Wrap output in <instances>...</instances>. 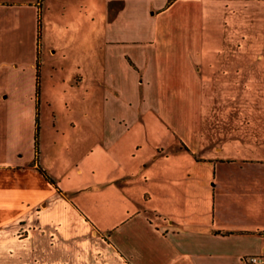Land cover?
Returning a JSON list of instances; mask_svg holds the SVG:
<instances>
[{
	"label": "crops",
	"instance_id": "0c3cea01",
	"mask_svg": "<svg viewBox=\"0 0 264 264\" xmlns=\"http://www.w3.org/2000/svg\"><path fill=\"white\" fill-rule=\"evenodd\" d=\"M225 1L0 0V264L264 256V53ZM129 86L185 91L139 129Z\"/></svg>",
	"mask_w": 264,
	"mask_h": 264
},
{
	"label": "rangeland",
	"instance_id": "374dc122",
	"mask_svg": "<svg viewBox=\"0 0 264 264\" xmlns=\"http://www.w3.org/2000/svg\"><path fill=\"white\" fill-rule=\"evenodd\" d=\"M226 2L229 1H225V4H228ZM229 4L232 6V8L234 7L236 10H238L237 13H233L231 12V6H227L225 5L222 9L224 11V14H237L240 17H247L250 19H256L257 24H255V28H254V38L251 40L250 44H244L245 47H248L251 51H253L254 49H259L261 51H263L264 53V37H263V32H262V27L260 28V26L263 24L264 22V0H234V2H229ZM215 12V11H214ZM217 13L220 14V10H217ZM221 14H223L221 12ZM260 22H262V24H260ZM208 29H212L214 30V25L210 26L208 25ZM100 40L97 38L96 40V49H97V57H98V50L100 49ZM247 51V50H246ZM248 56V55H247ZM250 57V55H249ZM241 58H243V55H241ZM166 59V58H165ZM207 61V60H206ZM260 63L264 64V58L263 60H259ZM97 64V68H96V78H98V76L101 74V69L99 68L98 64V58L96 61ZM167 63H165L164 65H166ZM258 66V63L257 65ZM138 88L136 87H132L129 86L127 88L128 90V102L129 104L127 105V110L129 113L134 112V114L141 113L143 112V114L140 116L141 118H137V116L134 118H131L132 122H134V126L138 127L139 129H146V128H150V127H159V126H163L166 125V121H167V115L166 112L167 110L170 109L171 112H174V107L178 104V101L176 100V103H173V101H171V103H169L168 100V95L173 98L175 97L177 99V95L178 98L183 99V95H184V91L185 88H178V87H153V88H144L142 87L141 89L143 91L148 90L149 94H150V100L147 97V100L145 102H141L140 99H138ZM187 89V88H186ZM188 89H192V93L190 95H195V96H204L203 101L210 97L213 92L211 90L210 87H193V88H188ZM95 109L96 112L98 114V112H102L103 111V98H102V88L99 87V84L97 83L96 86V96H95ZM131 101V102H130ZM183 103V102H182ZM156 106H155V105ZM180 105V104H178ZM182 105V104H181ZM207 104L203 105L204 107ZM59 107V106H57ZM158 107V108H157ZM126 108L125 106H122L121 111H125ZM140 111V112H138ZM159 111L161 112L160 114V120L161 121H157L155 119H153L150 115L152 112H156ZM50 113V112H49ZM68 114H70L67 110V108L65 107V104L61 103L60 107H59V120L60 122L62 121H66V119L68 118ZM155 117V115H152ZM49 117V114H48ZM100 121V120H99ZM130 121V119H129ZM97 124V128L100 126V123H96ZM144 139L146 137H143ZM148 138V137H147ZM145 146L151 144L152 142H146L143 141L142 142Z\"/></svg>",
	"mask_w": 264,
	"mask_h": 264
},
{
	"label": "built area",
	"instance_id": "2783aa9c",
	"mask_svg": "<svg viewBox=\"0 0 264 264\" xmlns=\"http://www.w3.org/2000/svg\"><path fill=\"white\" fill-rule=\"evenodd\" d=\"M264 256L261 254H246L243 256L244 264H262Z\"/></svg>",
	"mask_w": 264,
	"mask_h": 264
},
{
	"label": "trees",
	"instance_id": "16d2710c",
	"mask_svg": "<svg viewBox=\"0 0 264 264\" xmlns=\"http://www.w3.org/2000/svg\"><path fill=\"white\" fill-rule=\"evenodd\" d=\"M49 180H52L49 176H48Z\"/></svg>",
	"mask_w": 264,
	"mask_h": 264
}]
</instances>
